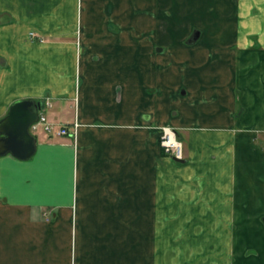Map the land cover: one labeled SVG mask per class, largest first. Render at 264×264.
Masks as SVG:
<instances>
[{
	"label": "crops",
	"instance_id": "1",
	"mask_svg": "<svg viewBox=\"0 0 264 264\" xmlns=\"http://www.w3.org/2000/svg\"><path fill=\"white\" fill-rule=\"evenodd\" d=\"M78 8L0 0V120L33 100L56 125L79 124L76 137L40 129L30 159L0 157V264H153L155 216L190 217L209 264H264V48L235 67L163 39L79 43ZM162 126L185 162L163 151Z\"/></svg>",
	"mask_w": 264,
	"mask_h": 264
},
{
	"label": "rangeland",
	"instance_id": "2",
	"mask_svg": "<svg viewBox=\"0 0 264 264\" xmlns=\"http://www.w3.org/2000/svg\"><path fill=\"white\" fill-rule=\"evenodd\" d=\"M76 18L78 25L73 20L70 29L76 32L79 43L82 35L86 44L97 46L94 40L98 38L110 43L112 35L118 39L117 46L137 42L140 48V40L155 43L163 39L165 49L170 51L201 49L210 65H245V51L264 48V0H79ZM150 20L154 23L152 29ZM145 23L146 28L142 26ZM163 27L169 28V41L164 36L160 38ZM195 32H200L201 37L196 44L188 45L183 38L186 34L192 37ZM161 48L158 46L155 51ZM193 59L187 57L173 64L189 68L201 62L200 55ZM261 67L262 63L258 65ZM77 82L83 84V77L78 75ZM184 91L178 92L183 98ZM141 217L139 231L144 223ZM189 220L190 217L155 216L153 264H209L200 255L209 250V244L207 249L199 248L208 243L207 235L189 230L195 227L194 221ZM138 264H147L145 256L144 261L139 258Z\"/></svg>",
	"mask_w": 264,
	"mask_h": 264
},
{
	"label": "water",
	"instance_id": "3",
	"mask_svg": "<svg viewBox=\"0 0 264 264\" xmlns=\"http://www.w3.org/2000/svg\"><path fill=\"white\" fill-rule=\"evenodd\" d=\"M200 35V32H195L187 44H195ZM40 110L41 105L33 100H20L11 106L7 115L0 120V157L11 154L27 160L35 155L37 139L30 132V126L37 121Z\"/></svg>",
	"mask_w": 264,
	"mask_h": 264
},
{
	"label": "built area",
	"instance_id": "4",
	"mask_svg": "<svg viewBox=\"0 0 264 264\" xmlns=\"http://www.w3.org/2000/svg\"><path fill=\"white\" fill-rule=\"evenodd\" d=\"M51 106V104H49ZM78 122L74 123V129L71 131L67 126H59L51 122L48 117L42 114L38 121L31 126L32 132H38L43 129L47 134L53 136H73L76 137ZM161 140L160 144L165 154L170 155L176 159H185V145L179 139L177 130L173 127L162 126L160 127Z\"/></svg>",
	"mask_w": 264,
	"mask_h": 264
},
{
	"label": "trees",
	"instance_id": "5",
	"mask_svg": "<svg viewBox=\"0 0 264 264\" xmlns=\"http://www.w3.org/2000/svg\"><path fill=\"white\" fill-rule=\"evenodd\" d=\"M40 105H42V101H37Z\"/></svg>",
	"mask_w": 264,
	"mask_h": 264
}]
</instances>
